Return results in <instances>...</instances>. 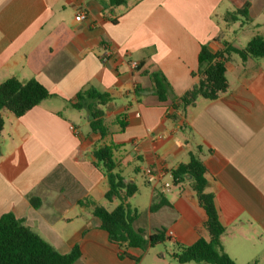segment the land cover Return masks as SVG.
<instances>
[{
  "label": "crops",
  "instance_id": "0c3cea01",
  "mask_svg": "<svg viewBox=\"0 0 264 264\" xmlns=\"http://www.w3.org/2000/svg\"><path fill=\"white\" fill-rule=\"evenodd\" d=\"M246 4L249 24L226 20ZM80 12L86 19L78 22ZM256 32L264 37V0H131L116 8L107 0H0V84L36 80L52 95L22 117L1 112L0 216L13 214L61 254L78 247L75 264H178L177 246L210 240L189 181L176 186L172 179L195 153L226 228V253L237 264H264V58L234 55L226 93L198 99L175 120L168 116L173 100L196 83L203 46L212 53L225 43L242 49L240 39ZM159 72L170 85L166 102L153 92L151 75ZM90 87L113 99L105 108L110 133L104 139L91 132L88 113L72 106ZM73 111L84 115L85 131ZM102 145L113 148L121 173L132 168L127 183L137 186L141 175L149 186L138 187L145 216L131 198L127 203L138 210L135 227L147 239L167 230L163 244L121 249L101 229L93 205L109 211L119 205L106 200L108 180L95 165ZM148 167L164 172L158 184L146 182ZM167 182L170 192L163 191ZM123 252L129 257L120 258Z\"/></svg>",
  "mask_w": 264,
  "mask_h": 264
},
{
  "label": "trees",
  "instance_id": "16d2710c",
  "mask_svg": "<svg viewBox=\"0 0 264 264\" xmlns=\"http://www.w3.org/2000/svg\"><path fill=\"white\" fill-rule=\"evenodd\" d=\"M129 1L131 0H107L110 8L126 5ZM225 18L227 21H238L241 18L242 25L249 24L251 22L249 4L234 12H228ZM234 55L242 61L264 58V37L254 36L242 49L225 43L224 49L216 53L210 52L203 46L199 54L198 71L193 75L197 81L182 97L173 100L172 112L168 116L175 120L178 113L183 114L186 109L194 106L198 99L214 101L226 93L229 88L226 72ZM151 80L153 92L161 102H166L170 96V85L165 76L160 72L154 73L151 75ZM50 97L52 95L46 87L36 80L22 82L13 77L1 83L0 135L5 125L2 111L22 117ZM76 100L77 102L72 106L78 111L85 110L88 113L91 132L99 134L102 139L106 138L110 131L105 119V108L113 101L112 97L108 93L90 87L78 93ZM94 156L95 165L102 168L108 180L106 200L110 202L114 199L119 200V205L112 211L97 204L93 205V214L101 221V229L107 232L110 242L121 249L137 248L143 251L166 242L168 237L164 228L156 230L147 239L145 231L135 227L139 213L127 201L135 196L139 189L135 184L125 181L114 159L113 148L107 145L99 146L95 149ZM206 171L204 162L195 153L190 154V161L187 164H181L172 171L174 185L189 181L206 212L205 228L210 234L209 241L201 238L193 245L177 246L173 257L178 264H237L222 245V236L226 228L220 222L214 195L208 191ZM39 203L37 198H32L34 207H38ZM163 205L165 204L151 206V210L155 211ZM124 257L129 256L123 252L120 258ZM80 258L81 252L78 247L68 254H61L13 214L0 216V264H75Z\"/></svg>",
  "mask_w": 264,
  "mask_h": 264
},
{
  "label": "rangeland",
  "instance_id": "374dc122",
  "mask_svg": "<svg viewBox=\"0 0 264 264\" xmlns=\"http://www.w3.org/2000/svg\"><path fill=\"white\" fill-rule=\"evenodd\" d=\"M254 36L257 35V32L256 34H253ZM253 35H246V36H243L241 39H240V43L243 45V46H246L248 44V42L254 37ZM253 36V37H252ZM73 114H75V122L78 124L79 127H81L83 129V131H85V128H84V115L78 111H73ZM122 173L124 175V177H129L131 175H135L133 174V171H132V168L128 167V166H125L124 169H122ZM138 177V182H137V187L139 188H145V187H149L148 185H146V183L144 182L143 178L141 175H137ZM130 203L133 207H140L139 208V212L142 216H145V211L147 209V201H146V197L145 195H142L140 193L136 194L134 198H131L130 200ZM108 204V203H106Z\"/></svg>",
  "mask_w": 264,
  "mask_h": 264
},
{
  "label": "built area",
  "instance_id": "2783aa9c",
  "mask_svg": "<svg viewBox=\"0 0 264 264\" xmlns=\"http://www.w3.org/2000/svg\"><path fill=\"white\" fill-rule=\"evenodd\" d=\"M86 19V14L83 12H80L77 16H76V21L80 22ZM71 129L73 130V132L75 134H79V132L75 129V127H71ZM144 177L146 179V182L149 185H156L158 184L162 178L164 177V172L158 170L155 167H148L144 170ZM173 179V177H172ZM173 184L172 183H164L163 185V191L164 192H170L171 188H172Z\"/></svg>",
  "mask_w": 264,
  "mask_h": 264
}]
</instances>
